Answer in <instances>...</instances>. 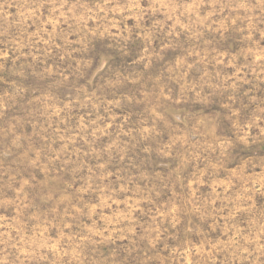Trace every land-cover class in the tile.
<instances>
[{
	"label": "rangeland",
	"instance_id": "rangeland-1",
	"mask_svg": "<svg viewBox=\"0 0 264 264\" xmlns=\"http://www.w3.org/2000/svg\"><path fill=\"white\" fill-rule=\"evenodd\" d=\"M0 264H264V0H0Z\"/></svg>",
	"mask_w": 264,
	"mask_h": 264
}]
</instances>
